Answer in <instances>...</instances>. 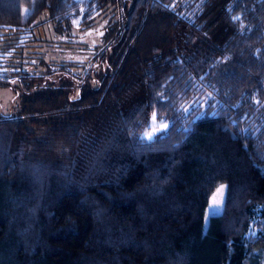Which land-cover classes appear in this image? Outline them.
<instances>
[{
  "label": "trees",
  "instance_id": "1",
  "mask_svg": "<svg viewBox=\"0 0 264 264\" xmlns=\"http://www.w3.org/2000/svg\"><path fill=\"white\" fill-rule=\"evenodd\" d=\"M101 12L83 72L0 75V264H264V0H0V30Z\"/></svg>",
  "mask_w": 264,
  "mask_h": 264
},
{
  "label": "rangeland",
  "instance_id": "2",
  "mask_svg": "<svg viewBox=\"0 0 264 264\" xmlns=\"http://www.w3.org/2000/svg\"><path fill=\"white\" fill-rule=\"evenodd\" d=\"M109 15V13L101 12L92 23L84 27L70 28L68 34L67 32L51 31L46 17L43 18V26L38 27L40 31L36 33L23 28L18 29V33L11 32L9 28L1 29L0 75H9L11 74L9 71L20 69L44 71L48 66L58 67L61 65H66L70 72H83L88 66L89 55H91L95 44L101 39ZM34 30L36 29L34 28ZM14 95V90L11 87L0 85V112L8 113L14 109ZM153 116L150 125L141 131L144 137L148 138L146 133L154 135L168 125L167 119L156 116L153 119ZM221 186H223L222 195L217 191ZM225 188V182H219L210 194L204 210L203 228H206L209 217L221 210ZM214 198L220 203L217 210L211 211L209 206Z\"/></svg>",
  "mask_w": 264,
  "mask_h": 264
},
{
  "label": "snow or ice",
  "instance_id": "3",
  "mask_svg": "<svg viewBox=\"0 0 264 264\" xmlns=\"http://www.w3.org/2000/svg\"><path fill=\"white\" fill-rule=\"evenodd\" d=\"M153 119H155V114H154V116H153ZM146 135L151 139V137H152L153 134H152V133H146ZM217 191H218L219 194L222 195V193H223V186H221V188L218 189ZM219 203H220V201H219V200H216V199L214 198L213 201H212V203H211L210 206H209L210 210H211V211H215V210H217Z\"/></svg>",
  "mask_w": 264,
  "mask_h": 264
}]
</instances>
